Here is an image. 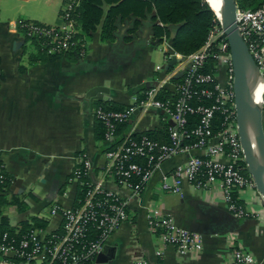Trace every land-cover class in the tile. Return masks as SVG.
<instances>
[{"label":"crops","instance_id":"obj_1","mask_svg":"<svg viewBox=\"0 0 264 264\" xmlns=\"http://www.w3.org/2000/svg\"><path fill=\"white\" fill-rule=\"evenodd\" d=\"M61 9V8H60ZM58 11V20L60 22ZM0 17V160L8 177L5 193L0 194V219L18 228L22 221L36 217L46 221L47 229L60 225V216L51 215L49 206L58 202L70 206L77 203L79 184L68 177L80 157L91 164L87 180L100 179L104 167V152L109 146L103 139L96 140L94 108L100 101L123 106L134 102L142 92L162 75L160 61L172 54L163 42L171 46L168 38L157 44L135 38L128 42L120 39L102 41L100 25L89 36L82 37L84 55L63 53L55 58L44 56L30 62L31 54L41 58L39 50L21 36L18 23L25 18ZM35 21V20H32ZM53 25V24H52ZM166 64V63H165ZM103 86L100 92L88 98L89 89ZM170 120L159 109L134 113L123 132L143 134L166 129ZM187 154L175 155L164 161L153 173L138 196L109 179L104 186L112 189L127 202L128 220L121 223L108 237L100 257L92 264H128L133 259H146L150 264H226L236 247L250 251L257 264H264V205L254 189L237 193L239 204L247 216H236L223 199L218 185L209 189L197 188L184 182L180 193L165 191L161 187L163 175L169 174ZM19 197L25 204L19 210L9 200ZM20 215L12 222L6 210ZM171 215L177 224L202 237V249L185 255L173 247H162L157 233H153L147 219L150 213Z\"/></svg>","mask_w":264,"mask_h":264},{"label":"built area","instance_id":"obj_2","mask_svg":"<svg viewBox=\"0 0 264 264\" xmlns=\"http://www.w3.org/2000/svg\"><path fill=\"white\" fill-rule=\"evenodd\" d=\"M80 2L63 0L57 24L21 20L18 23L21 36L47 56L72 49L84 55L85 42L75 37ZM235 23L264 79V2L254 9L237 8ZM173 57L175 62L167 66ZM155 69L163 74L134 102L120 110L94 108V118L103 124V140L109 145L104 152L100 179L87 180L91 164L88 158L80 157L68 180L78 183L80 190L84 188L82 197L70 206L58 202L49 206L51 215L60 216L56 229L30 224L22 232L0 231V264H92L108 237L129 217L126 200L105 187V180L138 196L159 166L178 154L185 153L187 157L171 169V182H167L166 175L162 176L163 190L180 193L184 182L203 189L218 185L227 208L239 217L248 215L234 198L244 189H254L264 205L246 170L237 133L231 54L219 19L210 26L198 49L186 55H168L165 66ZM153 108L170 120L166 141L145 133L132 137V131L120 137L116 132L118 123ZM216 113L220 120L219 128L214 130ZM194 114L198 121L188 129V116ZM5 180L0 160V194L8 191ZM147 222L161 243L157 255H162V247L166 246L180 255L202 249V237L179 226L171 215L150 213ZM128 264L150 262L136 258ZM226 264H257V260L250 251L236 247Z\"/></svg>","mask_w":264,"mask_h":264},{"label":"trees","instance_id":"obj_3","mask_svg":"<svg viewBox=\"0 0 264 264\" xmlns=\"http://www.w3.org/2000/svg\"><path fill=\"white\" fill-rule=\"evenodd\" d=\"M264 0H235L239 9H254L259 7ZM104 5V8L101 6ZM76 21L78 32L76 38L87 37L100 25L99 36L102 41H114L120 39L122 42H128L135 38H140L143 42L150 38L155 44L161 42L163 38L171 41V47L175 52L186 55L198 49L204 42L208 29L213 23L218 21L214 12L210 9L205 0H81L76 10ZM171 33H175L171 38ZM74 54L75 50H68L65 53ZM41 52L39 51V55ZM76 54V53H75ZM30 56V62L34 63L44 58ZM58 55H50L52 59ZM105 109L120 110L125 106L110 101H100L97 104ZM220 115L216 113L214 120V130L219 128ZM197 115H189L187 128L190 129L196 125ZM127 121L117 124L116 132L122 137L125 133L124 128ZM161 135L155 131H145L144 133L152 138L167 140L166 129H162ZM94 136L96 140H102L104 137V126L96 120L94 127ZM138 133H132V137L138 136ZM8 177L6 175L5 185ZM82 187L78 199L83 195ZM235 201L239 203L238 198ZM16 204L19 210L25 208V204L19 197L12 196L9 200ZM4 203V198H0ZM30 224L36 226H46L45 220L31 217L29 220L22 221L18 228L8 225L3 218L0 222V231L14 232L19 229L21 232L27 229ZM90 264V263H89Z\"/></svg>","mask_w":264,"mask_h":264},{"label":"water","instance_id":"obj_4","mask_svg":"<svg viewBox=\"0 0 264 264\" xmlns=\"http://www.w3.org/2000/svg\"><path fill=\"white\" fill-rule=\"evenodd\" d=\"M219 3L220 16L217 17L215 11L211 9L207 2L210 9L219 19L229 44L233 73L232 84L236 109L237 133L243 149L246 170L251 176L257 192L264 201V135L262 131V118L260 106L258 109L260 113L259 121H257L251 109L247 90L245 60L249 61L255 70H257V67L235 23V13L237 9L235 0H219ZM101 8H104V5H102ZM174 34L175 33H171V38H173ZM174 62L175 57L168 62L167 66L172 65ZM100 92H108V89L103 86H94L88 90L86 96L90 98ZM100 255L101 253L97 256L96 260Z\"/></svg>","mask_w":264,"mask_h":264},{"label":"rangeland","instance_id":"obj_5","mask_svg":"<svg viewBox=\"0 0 264 264\" xmlns=\"http://www.w3.org/2000/svg\"><path fill=\"white\" fill-rule=\"evenodd\" d=\"M63 0H0V17L4 18L7 16V19H18L20 17L30 20H35L43 24H55L58 20V11L61 8ZM32 43L27 44V47L24 48L25 52H29L31 49ZM165 47L166 52L172 54L173 51L171 46L165 42L161 43L156 49L159 51V48ZM163 52L160 53V61H153V63H158L160 65H165L166 60L164 59ZM261 118H262V131L264 135V95L260 94L258 99ZM260 115V113H259ZM6 214L9 219L14 222L19 218L20 215L11 211L10 209L6 210Z\"/></svg>","mask_w":264,"mask_h":264},{"label":"bare ground","instance_id":"obj_6","mask_svg":"<svg viewBox=\"0 0 264 264\" xmlns=\"http://www.w3.org/2000/svg\"><path fill=\"white\" fill-rule=\"evenodd\" d=\"M211 9L215 11L217 17L220 16V3L219 0H206ZM245 68L247 72V90L249 95V101L251 109L259 121V101L257 100L260 94L264 95V79L260 73L254 69L251 63L245 60Z\"/></svg>","mask_w":264,"mask_h":264}]
</instances>
